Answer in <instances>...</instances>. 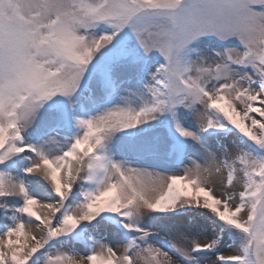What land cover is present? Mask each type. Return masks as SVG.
<instances>
[{
	"label": "snow or ice",
	"instance_id": "obj_1",
	"mask_svg": "<svg viewBox=\"0 0 264 264\" xmlns=\"http://www.w3.org/2000/svg\"><path fill=\"white\" fill-rule=\"evenodd\" d=\"M0 264H264V0H0Z\"/></svg>",
	"mask_w": 264,
	"mask_h": 264
},
{
	"label": "rangeland",
	"instance_id": "obj_2",
	"mask_svg": "<svg viewBox=\"0 0 264 264\" xmlns=\"http://www.w3.org/2000/svg\"><path fill=\"white\" fill-rule=\"evenodd\" d=\"M205 39L207 42L209 43H214V38H203ZM140 55L143 58V54L142 52L140 53ZM160 57L158 55V53H151L148 56V59L144 61L145 66L149 69H152L154 67V61L155 60H159ZM187 217H191V220L194 222L192 224H189ZM187 217H181L178 220L175 221V224L172 220H167L164 221L163 223H158V224H154L153 227L155 228H160L161 230H163L164 228L173 225V226H179V227H183V228H191V231L193 233L199 234L201 236V238L203 237H211L213 236L214 232H213V226L211 224V222L202 217L199 212L197 211H192L189 212L187 214ZM232 241L229 239L227 233L225 234L223 240L221 241L220 244V250L221 251H226L228 250V248L232 247Z\"/></svg>",
	"mask_w": 264,
	"mask_h": 264
},
{
	"label": "flooded vegetation",
	"instance_id": "obj_3",
	"mask_svg": "<svg viewBox=\"0 0 264 264\" xmlns=\"http://www.w3.org/2000/svg\"><path fill=\"white\" fill-rule=\"evenodd\" d=\"M219 251H221V250L219 249Z\"/></svg>",
	"mask_w": 264,
	"mask_h": 264
}]
</instances>
